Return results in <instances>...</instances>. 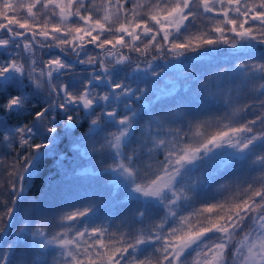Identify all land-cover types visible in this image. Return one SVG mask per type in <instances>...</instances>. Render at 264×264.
<instances>
[{
    "label": "snow or ice",
    "instance_id": "1",
    "mask_svg": "<svg viewBox=\"0 0 264 264\" xmlns=\"http://www.w3.org/2000/svg\"><path fill=\"white\" fill-rule=\"evenodd\" d=\"M49 157L108 197L29 201ZM0 264H264V0H0Z\"/></svg>",
    "mask_w": 264,
    "mask_h": 264
},
{
    "label": "trees",
    "instance_id": "2",
    "mask_svg": "<svg viewBox=\"0 0 264 264\" xmlns=\"http://www.w3.org/2000/svg\"><path fill=\"white\" fill-rule=\"evenodd\" d=\"M221 47L226 48V46ZM181 67L182 66L180 65L169 67L166 71L170 73V75H162L160 77L159 83L156 85L159 95L173 96L178 91L181 95H189L187 88H181ZM200 70L203 71L204 66H200ZM190 108L193 112H201L198 117L199 119H211L213 116L218 114L216 106L213 105L211 101H207L205 99L193 101L190 104ZM65 150L66 143L59 145L58 151L63 152ZM225 159H228V157L225 156ZM74 166L75 162L71 159V157H69V160L66 162L67 173L62 174L55 167L52 158H47L41 166L39 178L32 182L29 190L26 192L28 200L31 201L39 197L41 192L48 189L49 184L52 186V191L60 194L56 200V202L60 205H64L65 203H74L79 198H83L94 193L96 195H103L105 198L108 197L111 189L103 187V185L107 183L108 177L82 179L72 175V169ZM230 179H234V177L218 175L215 178L216 182L213 183L211 189H209V194L215 191L219 184H224ZM201 191L206 192L207 185L203 186ZM123 197L124 193L121 190L105 204V209L103 210V216L105 219L102 221L105 225H108L110 222L119 223V219L110 221L108 217H119V215L124 211L123 206L119 203V201L123 200ZM25 206L27 207V204Z\"/></svg>",
    "mask_w": 264,
    "mask_h": 264
}]
</instances>
